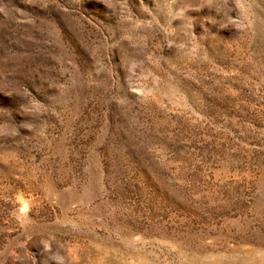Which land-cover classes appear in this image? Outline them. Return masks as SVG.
Instances as JSON below:
<instances>
[{"label":"rangeland","instance_id":"1","mask_svg":"<svg viewBox=\"0 0 264 264\" xmlns=\"http://www.w3.org/2000/svg\"><path fill=\"white\" fill-rule=\"evenodd\" d=\"M0 264H264V0H0Z\"/></svg>","mask_w":264,"mask_h":264}]
</instances>
